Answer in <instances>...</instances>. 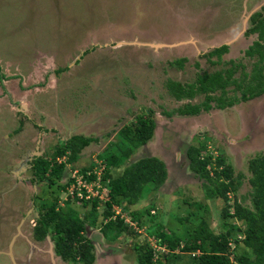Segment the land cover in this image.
I'll return each instance as SVG.
<instances>
[{
    "label": "rangeland",
    "instance_id": "rangeland-1",
    "mask_svg": "<svg viewBox=\"0 0 264 264\" xmlns=\"http://www.w3.org/2000/svg\"><path fill=\"white\" fill-rule=\"evenodd\" d=\"M263 11L264 0H0V264H12L2 251L22 217L12 242L13 264H39L35 249L48 240L31 237L36 211L53 198L56 207L65 205L64 192L54 185L30 181L28 161L34 155L48 157L61 138L81 134L96 140L70 166H88L109 142L120 139V126L147 110L154 119L152 136L109 173L155 156L163 161L166 178L156 188L144 185L140 200L129 207L144 224L131 222L135 234L121 229L117 237L106 238L87 227L93 264H135L141 254L135 242L153 243L146 231L159 223L172 238L187 237L200 220L213 233L225 232L219 214L223 201L205 194L208 185L189 170L184 149L201 142L212 157L221 155L234 174H242L234 197L249 206L247 160L264 154V94L196 116L178 115L170 111L203 96L175 100L164 82H193L197 73L227 66L228 59L248 71L255 57L243 56V50L256 34L245 30L249 16ZM221 44L227 51L211 64L214 57L206 52ZM179 58L180 65L171 63ZM72 205L80 215L85 211ZM160 259L194 264L191 253ZM53 260L73 264L57 256Z\"/></svg>",
    "mask_w": 264,
    "mask_h": 264
},
{
    "label": "trees",
    "instance_id": "trees-1",
    "mask_svg": "<svg viewBox=\"0 0 264 264\" xmlns=\"http://www.w3.org/2000/svg\"><path fill=\"white\" fill-rule=\"evenodd\" d=\"M249 22L251 25L245 33L256 34V39L243 50V56L255 57L249 70L245 71L241 62L228 59L227 66L211 72L197 73L193 82L183 84L167 79L164 82L166 91L175 100L190 99L195 94L203 96L200 102H186L182 107L171 110V114L194 115L211 108L222 109L264 93V11L253 12L249 16ZM226 51L225 44L211 48L206 52V56H213L214 59H209L208 62L217 63ZM181 61L179 58L171 63L178 66ZM236 71L238 75H235ZM142 114L144 113H139L135 120H129L120 126L116 130L120 139L109 142L96 155L104 164L103 179L108 178L106 201L99 202L96 198L91 200L67 198L63 200L64 207H56L57 200L53 198L50 205L41 204L40 209L36 211L34 225L31 228L32 237L41 240L44 235H49L52 250L61 260L73 264L93 263V244L86 236L87 227L97 228L101 236L106 238L117 237L116 233L121 229L135 234L132 226L122 218L111 217L112 205H118L121 211L128 212L129 220L135 221L137 227L144 225L134 218V213L137 212L129 210V207L134 206L141 197L144 185H153L156 188L164 182L167 173L163 161L155 156H144L123 166L117 175L109 173V169L120 164L119 162L131 155L134 148L152 136L154 130L152 114L150 110H147L145 115ZM19 124L21 122H18L16 129H19ZM37 128L40 129L39 126ZM93 140H96V137L73 134L65 139L61 138L48 157L33 156L28 161L30 181L44 182L47 187L54 185L63 192L69 180L66 177L59 183L60 179L66 174V169L74 168L70 165L77 160L81 149ZM184 155L189 170L207 183L208 186H203L205 194L209 197H219L223 201L219 214L222 224L226 225L225 232L213 233L206 228L205 222L200 220L187 237L172 238L163 232L162 224H155L153 231L147 230V234L154 236L157 242L164 244L169 251L157 252V257L154 258L153 248L142 238V241L135 242V246L141 249L135 264H163L160 258L164 259L166 254L190 255L193 251L199 252L197 256L191 255L194 264H264V154L247 160L249 206L243 205L234 197L236 189L242 182V174H234L231 165L221 155L212 157L206 145L201 142L188 144L184 149ZM91 164L92 162L88 166L77 168L82 170ZM229 193L233 196L231 204H227ZM74 202L85 208L81 215L72 205ZM99 207L102 210H99ZM146 212L149 215V208H146ZM238 246L242 247L239 253L236 251ZM175 248L179 252H172Z\"/></svg>",
    "mask_w": 264,
    "mask_h": 264
},
{
    "label": "built area",
    "instance_id": "built-area-1",
    "mask_svg": "<svg viewBox=\"0 0 264 264\" xmlns=\"http://www.w3.org/2000/svg\"><path fill=\"white\" fill-rule=\"evenodd\" d=\"M92 164L90 167L79 170L73 168L69 170V182L65 186L64 195L62 199L67 198L77 199V200H91L96 198L99 202H104L108 198V188L106 183L108 178L103 179L104 174V164L101 159L94 156L91 161ZM112 215L111 217L119 216L128 224H132L131 221L127 219L124 214H122L121 209L118 205H112L111 207ZM133 227V226H132ZM153 243H148L153 248V257H157V252H168V248L164 244L157 242V239L154 236ZM173 251L177 252L175 248ZM172 251V252H173ZM193 253L191 252V255Z\"/></svg>",
    "mask_w": 264,
    "mask_h": 264
},
{
    "label": "flooded vegetation",
    "instance_id": "flooded-vegetation-1",
    "mask_svg": "<svg viewBox=\"0 0 264 264\" xmlns=\"http://www.w3.org/2000/svg\"><path fill=\"white\" fill-rule=\"evenodd\" d=\"M264 94V93H263ZM252 98H254V97H252ZM251 99V98H250ZM248 100V99H247ZM211 109H215V108H211ZM211 109H209V110H211ZM209 110H207L206 112H208ZM198 114V113H197ZM197 114H194V115H191V116H196ZM34 156H37V155H34ZM23 218V217H22ZM21 218V219H22ZM20 219V220H21ZM47 235V234H46ZM46 235H44V237L41 239V240H45V236ZM31 237H32V235H31ZM48 237H49V235H48ZM32 239L33 240H35L33 237H32ZM26 240V239H25ZM41 240H35V241H41ZM49 240H50V238H49ZM51 241V240H50ZM26 243H27V240H26ZM48 243V242H47ZM47 243L45 244V242L44 241H42V245L44 246V248H37V249H35L36 251H38V253L35 255V258L37 259V262L39 263V264H45L46 263V261L48 260V262H49V264H52L51 263V259H50V255H49V252H48V248H49V246L47 245ZM31 247L30 248H28V250L29 251H31ZM52 249V248H51ZM53 251V250H52ZM53 256H56L55 254H54V252H53Z\"/></svg>",
    "mask_w": 264,
    "mask_h": 264
},
{
    "label": "water",
    "instance_id": "water-1",
    "mask_svg": "<svg viewBox=\"0 0 264 264\" xmlns=\"http://www.w3.org/2000/svg\"><path fill=\"white\" fill-rule=\"evenodd\" d=\"M23 219V218H22ZM22 219L19 221V223L15 226V233L11 236V238L9 239V242H8V244H7V248H6V251H2V253H4V254H6L9 258H10V260H11V262H12V264L14 263L13 261V256H12V252H11V247H12V242H13V240L15 239V237L16 236H18L19 234H20V229H19V224H20V222L22 221ZM46 239L48 240V244H49V248H48V252H49V255H50V258H51V261H52V263H53V251H52V242L49 240V237H48V235H46ZM27 240V239H26ZM28 242H29V240H28ZM30 243V242H29Z\"/></svg>",
    "mask_w": 264,
    "mask_h": 264
},
{
    "label": "clouds",
    "instance_id": "clouds-1",
    "mask_svg": "<svg viewBox=\"0 0 264 264\" xmlns=\"http://www.w3.org/2000/svg\"><path fill=\"white\" fill-rule=\"evenodd\" d=\"M74 168H76V167H74ZM73 169V168H72ZM78 169V168H77ZM67 171L66 172H68V173H66V177H67V179L69 180V178H68V176H69V170H71V169H66ZM66 179V178H65ZM122 212V211H121ZM123 213V212H122ZM133 228V227H132Z\"/></svg>",
    "mask_w": 264,
    "mask_h": 264
},
{
    "label": "crops",
    "instance_id": "crops-1",
    "mask_svg": "<svg viewBox=\"0 0 264 264\" xmlns=\"http://www.w3.org/2000/svg\"><path fill=\"white\" fill-rule=\"evenodd\" d=\"M87 230V229H86ZM86 236H87V234H86ZM91 240V239H90ZM13 244V243H12ZM11 249H12V247H11ZM95 256V255H94ZM94 262V261H93ZM93 264V263H92Z\"/></svg>",
    "mask_w": 264,
    "mask_h": 264
}]
</instances>
